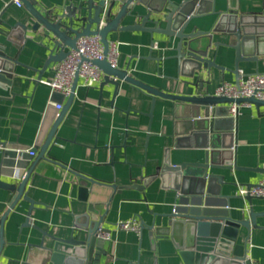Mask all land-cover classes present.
<instances>
[{"label": "crops", "instance_id": "obj_1", "mask_svg": "<svg viewBox=\"0 0 264 264\" xmlns=\"http://www.w3.org/2000/svg\"><path fill=\"white\" fill-rule=\"evenodd\" d=\"M14 1L0 0V54L10 59L4 65L14 70L13 95L0 98V143L5 144H0V170L2 180L18 185L34 165L26 194L36 203L28 221L31 202L21 199L11 209L16 192L0 187V264H49L52 237L65 239L75 233L84 239L89 219L99 217L110 235L109 240L103 239L107 255L101 256L100 264H183L171 237L158 239L155 248L151 233L167 225V216L176 207L174 176L168 172L162 176L160 167L202 163L212 150L206 148V140L210 143L211 139L193 136L199 124L190 116L191 105L156 96L153 107L154 94L120 79L119 93L114 96V85L101 87L105 72L102 81L90 87L80 78L53 144L40 157L56 117V104L65 105L68 97L53 93L42 82L53 77L58 62L44 69L50 52L41 31L28 30L25 41L23 32L12 33L17 23L32 26L35 22L29 8ZM65 1L36 0L47 12ZM184 1L157 0L162 6ZM211 8L235 11L240 17L261 16L264 0H203L202 10ZM141 11L146 13L144 8ZM216 20L217 14L209 13L191 24L208 32ZM228 21L221 27H229ZM109 40L120 43L118 68L169 94H192L195 85L205 81L216 95L224 82L236 83L242 74L264 72V60L244 61L237 76L232 71L235 50L231 47L236 39L223 31L213 33L210 57L225 69L212 67L204 74L193 73L188 64L180 68L175 57L177 40L165 35L155 34L154 47L147 31H117ZM218 109L219 114L211 118L222 121L225 130L218 139L219 151H227L218 158L223 161L232 155L241 168L214 170L225 174L226 183H216L210 197L222 201V209L233 218H244L251 210L263 212L264 198L249 201L239 189L264 179V173L249 170L264 168V106L245 103L236 118L229 113L230 103ZM177 137L183 139L179 147ZM29 147L38 149L36 156L28 158L18 152ZM83 176L97 181L86 194L80 190ZM99 205L100 214L95 210ZM133 217L144 225L140 233L118 227L119 221ZM256 223L249 229L242 227L237 242L246 244L252 264H264V215L256 217ZM175 237L183 240L181 234Z\"/></svg>", "mask_w": 264, "mask_h": 264}, {"label": "water", "instance_id": "obj_2", "mask_svg": "<svg viewBox=\"0 0 264 264\" xmlns=\"http://www.w3.org/2000/svg\"><path fill=\"white\" fill-rule=\"evenodd\" d=\"M20 1L29 8L35 22L32 26L22 22L17 23L12 33L23 32L25 41L28 30L41 31L50 52L44 69L53 62H59L66 58L68 50L75 48L78 39L82 36L99 35L107 52L110 34L126 30L151 33L154 40L153 47L156 44L155 34L165 35L169 40L176 39L177 54L175 57L178 59L179 67L188 64L192 66L193 73L204 74V71L210 72L212 67L225 69L224 66L216 63V59L210 57L213 33L217 31L230 33L236 39L231 47L235 50V68L232 71L237 76L241 68L240 63L264 60V12L261 16L244 17L242 15L240 17L237 12L230 10L226 13L225 11H215L213 8L203 11V0H186L181 4L166 2L167 6L165 4L162 6L157 0H66L64 5H58L55 10L47 12L39 8L36 0ZM142 8L146 9V13L141 11ZM209 13H216L217 20L208 32L200 29L196 24H191L194 19ZM227 19L229 27L222 28V23ZM130 20L136 21L127 23ZM163 23H165L164 26ZM147 24H151V26H147ZM226 59L229 60L228 56ZM8 60H10L8 57L0 54V98L13 95L11 87L14 70L4 65ZM94 63L106 73L105 82L101 83V87L106 84L114 85V96L119 93L120 82L118 79H120L154 94L153 107L157 101L156 96L181 100L190 104V116L196 124H199V129H193V136L211 139L210 143H207L206 140V148L212 150L207 153L208 159L205 162H183L178 165L165 163L158 170L162 176L167 172L174 176L176 207L167 216V225L152 231L155 248L158 239L171 237L181 259H183V264H252L247 256L248 247L246 244L237 242L238 234L242 227L248 229L252 226L255 227L257 225L256 217L264 215V211L251 210L244 218H233L222 209L224 206L222 201L210 197L216 183L221 185L226 183L225 174L217 173L214 170H239L241 168L237 165L236 159L231 158L232 155L223 161L219 160L218 156L227 152L226 150L219 151L222 147L218 141L225 129L222 127V121L216 118L212 119L211 114L217 116L220 111L219 105L229 104L233 101L261 107L264 106V100L254 97L233 99L217 96L210 93L205 81H199L192 94H169L142 81L135 80L126 70L112 66L107 59L94 60ZM79 79L77 74L72 93L66 104L60 110L56 109V117L42 147L43 150L39 154L40 157L45 156L53 144L56 130L75 97ZM238 81L239 79H237ZM181 138L177 137L175 140L176 147L183 145ZM0 144L5 145L4 143ZM34 150L37 152L38 149ZM34 168L32 165L18 185L6 182L0 177V187L16 192L11 209L21 199L31 202L28 221H30L31 210L36 203L26 194V187ZM249 170L264 173V168H249ZM80 183V190L86 194L97 181L83 176L80 178ZM247 199L252 201L253 198L247 197ZM101 209L102 205L95 208L98 213ZM89 221L85 225L88 227V234L84 239L78 238V234L75 233L65 239L52 237L54 244L49 264H100L101 256L107 255V250L104 248L103 239L98 237V233L100 231L108 232L109 229L102 226L103 217L90 218ZM155 233L157 237L154 235ZM177 234H181L183 240L177 241L175 237ZM2 246L3 240L0 237V252Z\"/></svg>", "mask_w": 264, "mask_h": 264}, {"label": "built area", "instance_id": "obj_3", "mask_svg": "<svg viewBox=\"0 0 264 264\" xmlns=\"http://www.w3.org/2000/svg\"><path fill=\"white\" fill-rule=\"evenodd\" d=\"M14 2L18 6L23 5L20 0H15ZM76 45L75 48L68 50L66 58L55 64L53 77L48 80H42L43 83L51 88L53 93L61 94L64 98L71 95L74 79L77 74L79 78L84 79V84L89 87L102 81L104 71L94 63V60L107 59L114 67H117L118 64L120 45L118 41L109 40L107 52L106 46L99 35L82 36L78 39ZM216 95L233 99L254 97L264 100V72H259L258 70L254 73L242 74L240 80L236 83L224 82V84L217 88ZM244 104L235 101L230 103V115L236 118L240 114V110ZM62 106V104H56L58 110ZM18 152L20 154L26 153L28 158L36 156V151L32 147L18 149ZM24 177L25 175H22L21 179ZM239 194L246 198H264V179L260 180L256 185L240 187ZM142 224L140 219L133 217L119 221L118 227L123 230L140 233L142 231ZM98 237L106 240L110 239V235L102 231L98 233Z\"/></svg>", "mask_w": 264, "mask_h": 264}]
</instances>
